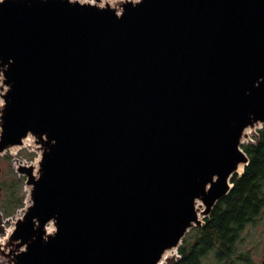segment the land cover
Wrapping results in <instances>:
<instances>
[{"label": "water", "instance_id": "95a60500", "mask_svg": "<svg viewBox=\"0 0 264 264\" xmlns=\"http://www.w3.org/2000/svg\"><path fill=\"white\" fill-rule=\"evenodd\" d=\"M101 1L0 0V154L40 152L8 264H159L264 127V0Z\"/></svg>", "mask_w": 264, "mask_h": 264}, {"label": "flooded vegetation", "instance_id": "af4514ba", "mask_svg": "<svg viewBox=\"0 0 264 264\" xmlns=\"http://www.w3.org/2000/svg\"><path fill=\"white\" fill-rule=\"evenodd\" d=\"M263 129L264 127L258 131V135L255 140H252L246 145L248 163L244 166L243 172L240 175H236L232 179L231 190L224 198L217 202L210 216H212L215 209L219 207L221 202L225 200H233V195L236 192L237 184L241 182L242 178H245L248 175L253 166L254 160H256L254 153L255 149H257V147L260 145L261 131ZM261 171L262 172L258 177H256L254 181L257 189V198L255 200L257 205L254 206V210L251 214L246 212L244 220L241 223H238L237 234L232 240L230 251L227 253V255H222L225 257V259L219 262L218 251L221 250V246L216 244L214 249L209 252V256L203 258L201 264H264V168ZM1 174L2 169L0 168V175ZM225 208H227V205H225ZM4 218L5 182L0 181V221H2ZM205 225L206 221L203 225L194 227L195 229H193L196 231ZM201 240V237H185L178 248L179 257L173 264H183L184 258L187 255L186 253L193 251L195 248H201Z\"/></svg>", "mask_w": 264, "mask_h": 264}, {"label": "trees", "instance_id": "16d2710c", "mask_svg": "<svg viewBox=\"0 0 264 264\" xmlns=\"http://www.w3.org/2000/svg\"><path fill=\"white\" fill-rule=\"evenodd\" d=\"M243 149L247 152L246 146H243ZM254 154L256 160L248 175L237 184L233 200L221 202L212 216L206 218V225L196 230L194 236L202 238L201 248L186 253L183 264H201L203 258L209 256V252L216 244L221 246V250L218 251L219 262L225 259L222 255H227L230 251L232 240L237 234L238 223L244 220L246 212L251 214L254 206L257 205L255 201L257 189L254 181L264 168V129L261 131L260 145L255 149ZM5 215H9V210H5Z\"/></svg>", "mask_w": 264, "mask_h": 264}, {"label": "rangeland", "instance_id": "374dc122", "mask_svg": "<svg viewBox=\"0 0 264 264\" xmlns=\"http://www.w3.org/2000/svg\"><path fill=\"white\" fill-rule=\"evenodd\" d=\"M2 85L0 76V107L4 103L1 98V94L3 93L1 90ZM259 130L260 129L251 130L249 136L255 140ZM250 142L251 140H244L241 147L243 148V146H246ZM38 159H40V152L36 150V145L18 147L13 150L5 151L4 154L0 155V168L2 169L0 181L5 182V210H9V215H5V218L0 221V241L6 242L9 234H11L14 228V221H16L17 216L20 217L23 215L24 208L27 205L29 190L26 186V177L21 176L18 172L19 165L33 164ZM194 229L189 231L187 237H193L196 234ZM178 257L179 254L177 249L165 260V264H173ZM0 264H8L1 253Z\"/></svg>", "mask_w": 264, "mask_h": 264}, {"label": "bare ground", "instance_id": "6f19581e", "mask_svg": "<svg viewBox=\"0 0 264 264\" xmlns=\"http://www.w3.org/2000/svg\"><path fill=\"white\" fill-rule=\"evenodd\" d=\"M119 0H102L101 1V4H106V3H110L111 5H116V3L118 2ZM93 2V1H92ZM33 145H35V143H34V139H33V137L32 136H29L25 141H24V144H23V146L22 147H24V146H33ZM13 149H15V148H13ZM13 149H11V150H13ZM38 162H39V159L38 160H36V162L35 163H33V165L37 168L38 167ZM242 168H243V165L241 166V170H242ZM240 170V171H241ZM27 189L29 190V188L27 187ZM197 209L199 210V212H201L202 210H203V205H202V203L201 202H198V204H197ZM51 230V229H50ZM0 243H3L2 241L0 242ZM173 251H175V250H172V251H168L166 254H165V256H164V258L162 259V261L159 263V264H165V260H167L168 258H169V256H171L172 255V252Z\"/></svg>", "mask_w": 264, "mask_h": 264}, {"label": "built area", "instance_id": "2783aa9c", "mask_svg": "<svg viewBox=\"0 0 264 264\" xmlns=\"http://www.w3.org/2000/svg\"><path fill=\"white\" fill-rule=\"evenodd\" d=\"M251 130H255V129H249V130H248V138L245 139V140H251V141L253 140V139L249 136V133H250ZM22 211H23V210H22ZM18 218H19V217L17 216V219H18ZM17 219H16V220H17ZM14 222H15V221H14Z\"/></svg>", "mask_w": 264, "mask_h": 264}]
</instances>
